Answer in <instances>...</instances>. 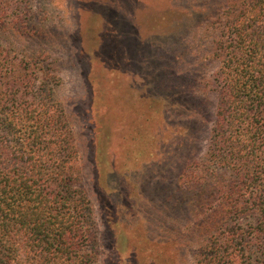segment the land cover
<instances>
[{"label": "rangeland", "instance_id": "obj_1", "mask_svg": "<svg viewBox=\"0 0 264 264\" xmlns=\"http://www.w3.org/2000/svg\"><path fill=\"white\" fill-rule=\"evenodd\" d=\"M26 1L39 37L5 40L46 54L55 103L99 171L100 194L88 188L94 264H202L199 230L186 227L201 215L197 201L184 209L182 174L203 163L217 103L219 61L206 49L217 32L200 14L230 0Z\"/></svg>", "mask_w": 264, "mask_h": 264}, {"label": "trees", "instance_id": "obj_2", "mask_svg": "<svg viewBox=\"0 0 264 264\" xmlns=\"http://www.w3.org/2000/svg\"><path fill=\"white\" fill-rule=\"evenodd\" d=\"M26 3L0 0V264H94L88 188L100 194L99 171L85 166L55 103L46 54L7 41L39 37L24 22ZM216 5L215 15L200 14L217 32L206 48L219 61L217 103L203 163L182 174L184 209L197 201L201 215L186 227L199 230L202 264H264V0Z\"/></svg>", "mask_w": 264, "mask_h": 264}]
</instances>
